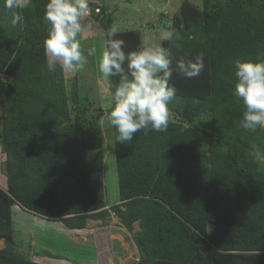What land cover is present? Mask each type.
<instances>
[{
    "label": "trees",
    "instance_id": "obj_1",
    "mask_svg": "<svg viewBox=\"0 0 264 264\" xmlns=\"http://www.w3.org/2000/svg\"><path fill=\"white\" fill-rule=\"evenodd\" d=\"M47 3L28 0L13 24L0 0V264H45L16 250L15 205L71 230L112 213L129 231L138 222L140 264H264V127L239 125L244 106L233 95V62L264 58V0H184L160 19L175 35L156 46L177 59L203 53L205 69L192 79L173 72L165 131L140 130L120 144L113 127L120 202L109 207L93 174L104 169L100 119L110 107L92 110L77 76L68 84L59 68L45 70ZM92 8L106 43L115 17ZM147 29L116 33L131 51L152 46ZM107 82L112 92L120 76Z\"/></svg>",
    "mask_w": 264,
    "mask_h": 264
},
{
    "label": "clouds",
    "instance_id": "obj_2",
    "mask_svg": "<svg viewBox=\"0 0 264 264\" xmlns=\"http://www.w3.org/2000/svg\"><path fill=\"white\" fill-rule=\"evenodd\" d=\"M24 7V0H4V8L13 15V24L22 19L17 10ZM90 11L89 0H48L44 20L49 28L43 43L47 72L59 68L65 75L77 73L85 69L88 56H95V47L89 48L86 56L81 45L84 21ZM173 35L164 32L161 39H171ZM125 46L126 41L118 38L113 29L97 64L103 80L120 76L119 84L106 97L110 104L106 120L116 129L120 144H130L140 130L165 131L169 104L176 96L175 87L169 83L173 72L192 79L205 69L203 53L177 59L170 48L142 44L126 51ZM233 74V95L244 106L239 125L246 130L264 127V58L258 55L254 60H235ZM136 264H140L139 257Z\"/></svg>",
    "mask_w": 264,
    "mask_h": 264
},
{
    "label": "rangeland",
    "instance_id": "obj_3",
    "mask_svg": "<svg viewBox=\"0 0 264 264\" xmlns=\"http://www.w3.org/2000/svg\"><path fill=\"white\" fill-rule=\"evenodd\" d=\"M184 0H89L90 15L86 18L85 30L81 38L82 49L96 48L95 56H88V64L83 71L65 75L70 84L73 77L79 78L83 96L92 102V110L110 107L109 83L103 80L97 70V64L105 47V32L94 20L93 6L99 12L105 7L113 13L115 19L112 29L115 31L139 28L146 25V41L157 45L161 35L169 32L160 19L166 20L176 13ZM200 3L201 0H191ZM27 2V0H24ZM96 6V7H95ZM85 22V21H84ZM170 23V22H168ZM89 33V34H88ZM2 77V76H1ZM2 78H7L3 76ZM104 93V96L101 93ZM1 113V107H0ZM172 113L169 111V117ZM105 148L103 171H95L94 177L104 181L108 207L120 202L119 179L116 165L113 127L107 123L106 114L100 119ZM7 155L0 146V183L5 187L7 176L4 170ZM16 250L23 256L36 259L45 264H131L139 256L133 240V234L140 229L138 222L134 230L129 231L120 219L111 214L104 223L101 220H89L84 230H71L58 220H49L25 210L20 205L13 209ZM5 246L0 240V248ZM217 252V251H216Z\"/></svg>",
    "mask_w": 264,
    "mask_h": 264
},
{
    "label": "crops",
    "instance_id": "obj_4",
    "mask_svg": "<svg viewBox=\"0 0 264 264\" xmlns=\"http://www.w3.org/2000/svg\"><path fill=\"white\" fill-rule=\"evenodd\" d=\"M27 2H28V0H27ZM26 3V2H25ZM106 44V43H105ZM0 115H1V113H0ZM1 146V145H0ZM1 178V177H0ZM0 185L1 186H3L1 183H0ZM139 257V256H138ZM134 260H137V258H135Z\"/></svg>",
    "mask_w": 264,
    "mask_h": 264
}]
</instances>
